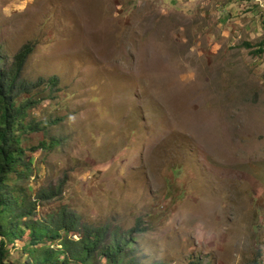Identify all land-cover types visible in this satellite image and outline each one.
I'll list each match as a JSON object with an SVG mask.
<instances>
[{"label":"rangeland","instance_id":"374dc122","mask_svg":"<svg viewBox=\"0 0 264 264\" xmlns=\"http://www.w3.org/2000/svg\"><path fill=\"white\" fill-rule=\"evenodd\" d=\"M24 44L34 119L59 117L23 140L33 219L138 224L137 264H264V0H0L1 63Z\"/></svg>","mask_w":264,"mask_h":264},{"label":"trees","instance_id":"16d2710c","mask_svg":"<svg viewBox=\"0 0 264 264\" xmlns=\"http://www.w3.org/2000/svg\"><path fill=\"white\" fill-rule=\"evenodd\" d=\"M30 50L31 45L24 44L9 64H2L0 58V264H12L5 260L7 246L26 236L21 247L27 253L23 264H88L94 256H102L108 264H118L123 257L127 264H137L133 250L128 247L131 253L127 254L126 249L127 235L138 224L125 233L110 223L94 226L66 207L49 218L33 219L37 201L51 197L52 192H40L32 199L23 187L13 183L16 178H26L32 173L31 161L25 156L27 148L23 146L26 134L42 131L45 135L48 124L59 118L50 117L45 122L34 119L32 110L42 101V97L33 96L32 87L38 84L31 86L20 74ZM262 50L259 47L257 52ZM45 82V88L52 90L57 78L53 76ZM54 141L42 139L38 144L55 146L59 140ZM73 232L76 237L69 236Z\"/></svg>","mask_w":264,"mask_h":264}]
</instances>
